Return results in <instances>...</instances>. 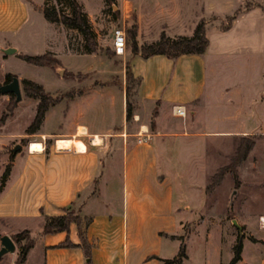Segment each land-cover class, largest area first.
I'll list each match as a JSON object with an SVG mask.
<instances>
[{
    "label": "crops",
    "instance_id": "crops-1",
    "mask_svg": "<svg viewBox=\"0 0 264 264\" xmlns=\"http://www.w3.org/2000/svg\"><path fill=\"white\" fill-rule=\"evenodd\" d=\"M28 1L36 11H40L41 0H0V68L2 49L11 47V41H21L28 34L37 33V29L32 27L34 19L30 15ZM171 1H148L150 13L147 16H135L137 38L143 34H151L153 26H156L157 35L163 32L170 38L189 36L198 19L204 18L203 14H195L192 18L188 16L187 10L191 8V5L187 4L188 0L182 4L180 2L184 0H174L176 4L170 7ZM204 2L206 6L202 5L203 11L214 13V8L218 7L221 12L212 15L213 20L207 18L204 21L207 45L203 53L183 54L176 58L164 55L142 58L138 53H125L124 49L126 60L123 88L119 96V114L105 126L98 125L96 117L89 120L87 113L96 111L102 100L107 106H112L114 98L111 93L100 89H92L87 93L82 84L85 82L84 75L68 78H63L60 74L55 75L57 80L70 79L77 82V86L70 89L74 91L73 96L63 97L58 103L50 106L39 129L28 135L24 134V129L33 118L36 100L27 98L20 92L21 98L16 102L12 113L0 123V175L4 165L9 162L6 183L0 190V233L11 236L21 230L29 231L33 245L24 261L31 259L35 262L39 260L40 264H85L86 260L79 246L55 247L64 240L65 232L42 233L43 217L61 215L65 208L73 210L79 216L90 218L85 228V237L90 245V264H147L152 259L150 257L153 256L149 254L141 256L137 261H131L127 256L128 244L134 242V236L128 232L126 222L127 201L131 192V187L127 186L128 153L131 167L129 178L131 174L132 177L134 174L135 178L140 177L137 193L141 191L153 202L156 209H164L171 202L169 188L165 176L159 172L160 165L157 160L158 151H164L168 146H174L176 150L185 147L187 157L192 158L197 155L196 149L204 138H211V145H227L233 141L238 143L240 138L252 136L253 145L236 170L242 166L241 175L244 179L251 175L264 178V0ZM246 3L249 7L238 13L226 29H221L220 25L230 15L227 13H233ZM208 31L215 39L213 43ZM68 32L75 33L65 27H45L40 31L42 36L34 40L42 47V53H48L58 60L59 53L66 58L72 57L73 62L68 64V72L85 74L86 72H80L77 63L93 53H83L67 46L62 52L55 48L52 35H66ZM157 38L158 36L153 37L146 43ZM65 40L64 45L63 41L60 43L61 46L67 45V39ZM139 45L140 42L137 47ZM17 54L24 53L17 52L16 48L11 55ZM126 64L132 77L138 80L131 96L134 107L128 121L125 120ZM251 64L257 65L255 84L242 81L239 77L241 75L229 72V67L235 72ZM16 78L19 87L21 79L35 82L34 79L19 75H16ZM44 90L51 96H54L53 93L57 95L59 91ZM7 99V95H0V113L1 103H4L5 107ZM60 102L64 103L62 110L58 112L62 116V125H59L60 120L55 111ZM174 105L184 108V116L172 113L171 107ZM27 107L30 111L26 114ZM14 115L18 119H25L21 130L16 134L7 131ZM23 134L29 139L20 144L16 150L18 152L4 154L7 143ZM146 135L148 140L136 141ZM95 136L99 139L97 143L91 140ZM58 139L70 141L69 146L58 147ZM117 151H120L122 159L121 197L117 212H109V197L113 193V188L110 187L111 179L106 182L105 186H108L104 188L108 200L103 201L104 203L98 202L101 194L100 179L104 173L108 178L111 175L110 171L104 170L101 159H107L109 154ZM204 159L201 157L200 160L206 161ZM141 162L144 164L140 166ZM178 168L180 171L181 168ZM213 173L210 172L209 175ZM130 182L133 186L132 180ZM215 188L216 186L206 191V184L197 187L204 195L211 194ZM239 189L240 185L237 191ZM251 193L252 196L243 189L238 202L237 216L239 219L242 217L240 227H243V230L238 227V231H243V239L246 235L244 227L248 225L246 210L250 202L264 203V186L255 187ZM182 206L189 212L192 209L187 203ZM169 215L165 214L163 219ZM204 219L212 221L213 216L200 214L199 219L195 221L198 223ZM252 219L256 230H264V210L254 214ZM7 221H20V227L23 228L10 232ZM27 221L35 222L32 229L25 228ZM178 223L183 226L190 222L185 219ZM157 233L173 238L172 241L176 237L162 231ZM67 236L71 243H79L75 223L69 224ZM246 237L247 240H250L249 237L253 238V244L261 242L264 245L262 238H254L251 234ZM33 249L36 250L35 257L29 258L28 253ZM259 253L251 249L245 252L241 245L240 258L235 264H248L250 260L255 261L254 264H264V254Z\"/></svg>",
    "mask_w": 264,
    "mask_h": 264
},
{
    "label": "rangeland",
    "instance_id": "rangeland-1",
    "mask_svg": "<svg viewBox=\"0 0 264 264\" xmlns=\"http://www.w3.org/2000/svg\"><path fill=\"white\" fill-rule=\"evenodd\" d=\"M77 1L81 5L83 12H86L87 14L88 23L92 31H95L96 41L101 47V50L94 52L92 55L85 56L82 61H78L77 64L80 72H86L85 74L78 72L73 73V75L76 74L75 77H82V75H84L85 82L82 84L85 86L87 93L92 89H100L103 92L107 91L112 94L114 98L112 106H107L104 103V100H102V103L97 105L96 111H89L87 113V118L89 120L96 117V123L100 126H105L113 121L114 118L117 117L116 115L119 114V96L123 88L124 60H126L125 53H130L126 29L131 27V25H135V16L137 14H140V16H147L148 13H150L149 7H147L149 5V0H113L111 4L113 5V10L116 11V16L110 11V5L104 4L103 0ZM182 3H185V0L180 2V4ZM28 4L30 15L34 19L32 27L37 29V33L33 35L28 34V36L21 41H11V48H17V52L20 53L23 52L24 54L33 55L43 52V49L38 45L37 40H34L35 38L42 36L40 31H43L45 27L50 29L54 26H64L46 21L43 18L41 10L39 12L36 11L30 1H28ZM174 4L176 3L172 0L169 5L172 7ZM187 4L191 5V8L187 10L188 16L191 18L195 14L200 16L203 14L204 18H199L198 21H206L207 18L213 20L214 17L211 16L218 15L221 12L218 7L214 8V13L207 10L203 11L202 5L203 7L206 6L204 0H188ZM42 6L51 7L56 11H62L64 13L69 12L66 3L63 0H41L39 8L41 9ZM227 14L231 15L232 13L228 12ZM221 19L222 21L224 20L223 18ZM217 20L218 18H216V21ZM117 28L123 30L125 36V53L123 55L112 54V34ZM142 29H144V27H142ZM152 30L151 34H143L140 38L135 36L136 45L138 46L139 42L141 45L150 41L153 37H157L158 33L156 31V26L155 28L153 26ZM208 32L210 41L213 43L215 39L212 37L210 31ZM75 33L68 32L66 35L56 33L52 35L55 48H58L57 50H60L61 52L66 46L67 48L71 47L75 50L80 48L81 38ZM64 37L67 39V45L65 46H63L66 41ZM62 41L63 45L61 46L60 43ZM50 56L53 57L52 55ZM55 59L58 63L54 64L52 67L45 66L44 68H38L26 63L14 55L6 54L4 56L1 52V84L3 82L4 74L9 73L15 77L16 75H19L23 78L34 79L36 83L41 84L46 90L53 92V90L57 89L59 90L57 95L69 94L72 98L74 91L70 89L77 86V82L70 79L57 80L55 75L60 74L63 78H68L69 76H66V74L70 72H68L67 68L69 67L68 64L73 62V58H66L62 53H59L60 61L57 58ZM62 65L64 67H62ZM232 70V67H229V72L231 74H239L241 75L239 77H241L240 79L242 81L255 84L254 77L256 76L257 65L251 64L247 67H241L239 71L235 72ZM128 84L130 92L132 91V96L134 83L130 80L128 81ZM66 90L70 91L60 93ZM55 94L56 93H53L54 96H56ZM6 101L8 103V99ZM130 102L133 108L132 98H130ZM63 106L64 103L60 102L55 110L57 111V118L60 120L59 125H62V116H60L58 112L62 110ZM4 110V103H1V113ZM29 111L30 109L27 107L25 113L27 114ZM15 115H17V113ZM15 115L12 117V122L9 124L7 130L14 134L21 130V126L25 121L23 117L18 119ZM21 137H16L8 142L3 153L6 155L12 153L11 149L14 145H19L20 147V144L26 143L29 139L24 136V134ZM248 137L251 138L252 136ZM210 139L211 138L207 137L202 140V144L196 149L197 155L192 156V158L187 157L188 154H186L187 150L185 147L176 150L174 146H168L164 148V151H158L157 160L160 165L158 169L159 172L165 176V182L169 188L168 192L171 196L170 204L166 206L167 208L164 207V209H156L153 202H151L148 197L146 198L141 191L140 193H137V185L139 186L138 180L140 177L135 178V174L134 177H132L131 174V177L129 178L131 167L130 155L129 153L127 154V160L129 163V183L127 186L129 188L131 187V192L127 201L128 208L126 209V222L128 232H131L134 236V242L132 244L129 243L127 247V256L128 258L130 257L131 261H137L141 256L149 254L153 257H150L152 259L147 264H162L164 260H170L176 257L179 249L182 248L184 256L181 257L180 262L170 264H230L233 256V246L237 241H240V244L243 246V251L245 252H247V249H251L255 253L260 252L262 255L264 254V245L261 242L253 244V241L247 240L248 237H246V235L251 234L254 238L264 239V230H256V226L252 219L254 214L264 210V203L260 201L250 202L249 207L246 210L248 225L244 227L246 234L244 239L242 238L244 234L243 231L241 232L242 234L238 231V227L243 230V227H240L242 217L239 219L237 216L238 202L242 195L241 191L246 189V191L249 192V195L252 196V193L250 194V192H254L255 187L259 185L264 186V178H256L254 175H251L244 179L241 175L242 166H240L238 170H236L237 166H235L234 173L228 170L222 174L218 182L214 184L213 187L216 186V188L211 194L204 195L197 189L201 184H206V186L210 185L214 179L213 176L219 171V169L224 166L228 167L231 164L230 160L236 148V141L227 145L225 143L221 145H211ZM139 146L142 147L141 145ZM16 152L18 151H15V153ZM4 154H1V156ZM162 157H164V159H162ZM201 157H204V160L206 161L200 160ZM101 162L104 166V170L110 171L111 175L108 178L104 173L103 177L100 179L99 187L101 194L98 202L104 203L105 200H108L104 188L108 186H105L106 182L111 179L110 187L113 188V193H111L109 197L111 205L108 206L109 209H107V211L117 212L121 197L120 188L122 185V159L120 151L112 152L107 159L102 158ZM143 164L144 163L141 162L140 166ZM178 167L181 168L180 171ZM176 169L177 171H175ZM210 172L214 173L209 175ZM142 174L143 172L141 175ZM130 180H132L133 186ZM5 183L6 180L3 186H5ZM239 185L240 189L237 191ZM253 198L254 197H252V199ZM184 203L191 206L192 209L190 212L184 209V206H182ZM165 214L170 215L168 218L163 219ZM200 214L204 216L212 215L213 220L210 221V219H204L197 223L195 220L199 219ZM185 219H188L190 223L179 226L178 221H185ZM192 221H194L195 225L192 224ZM34 223V221H27L25 223V228L32 229ZM7 224H9L7 225V228L10 232L16 231L18 228H23L20 227L22 226L20 225V221H7ZM157 231L165 232L168 235H175V240L172 241L171 239L173 238L164 237V235L160 236ZM17 251L18 245L15 243L14 253L11 255H3L0 258V264H16ZM35 252L36 250L34 249L31 252L29 251L28 257L34 258ZM38 262L39 260L35 262L28 259L21 264H40ZM253 262L255 263V261ZM253 262L250 260L248 261V264H254Z\"/></svg>",
    "mask_w": 264,
    "mask_h": 264
},
{
    "label": "trees",
    "instance_id": "trees-1",
    "mask_svg": "<svg viewBox=\"0 0 264 264\" xmlns=\"http://www.w3.org/2000/svg\"><path fill=\"white\" fill-rule=\"evenodd\" d=\"M68 7L69 12L64 13L62 11H56L55 9L47 6L41 7V12L43 18L52 23H57L63 25L65 28L74 30L80 37V48L77 50L83 53H94L96 51L101 50V47L98 45L96 41L95 33L92 31L86 14L83 12L81 5L77 2V0H63ZM113 0H103L104 4L110 5V11L116 16V11L113 10V5L111 4ZM249 7V4L246 3L240 7H238L230 16H227L224 20V23L220 25L221 29H226L231 20L241 11L246 10ZM128 46L130 47V52L135 54L138 53L142 58H147L152 55H164L169 58H176L177 56L183 54H201L204 52L205 47L207 45V39L205 36V22L203 20H199L194 25L192 32L189 36H176L174 38H170L166 36L163 32H160L158 38L150 43H143L139 47L136 45L135 36H136V28L135 25H131L128 29H126ZM112 54H114L112 52ZM19 59L25 61L28 64L36 65V66H50L52 67L54 64H57V60L47 53L35 54V55H27V54H17ZM66 76L73 77L76 74L67 73ZM12 77H15L12 74H5L3 77L2 83H7L11 80ZM125 120L128 121L132 114V105L130 102L131 92L128 81H132L134 83V87L137 85L138 80L133 78L128 65L126 64L125 69ZM20 87L22 93L27 97L36 100L35 111L33 118L28 123V125L24 129V134H32L35 133L41 124L42 118L46 112V110L58 103L63 97H70L69 94L64 95H56L51 96L48 94L44 88L31 80L21 79ZM134 89V88H133ZM132 89V90H133ZM8 103L5 106V110L0 115V123H2L6 116L12 112L16 105V101L14 99V95L9 93ZM253 142L251 138L244 137L240 138L239 142L236 144V148L234 154L230 160V165L228 167H222L219 171L213 176V181L210 185L206 186V191L212 189L214 184L218 182L220 177L225 171L230 170L234 173L235 166L242 161L250 148L252 147ZM9 171V164L7 163L0 175V189L3 187L4 182L7 178ZM234 175V174H233ZM90 218L79 216L74 213L71 209H64L63 214L56 216H44L43 224H42V233H56V232H65V238L62 242L55 245V247H75L79 246L82 250L83 256L86 260L85 264H90V245L87 242L85 237V228L89 223ZM70 223H75L77 228V236L79 239L78 244H73L69 241L67 232ZM12 241L18 245L16 264H21L24 262L26 254L28 250L33 245V240L30 237L28 230H21L15 234L10 236ZM251 241H254L253 238L249 237ZM241 250L240 241H237L233 246V256L230 261V264H233L239 260V254ZM184 256L182 248L179 249V252L176 257L170 260H164L162 264H170L174 262H180L181 257Z\"/></svg>",
    "mask_w": 264,
    "mask_h": 264
},
{
    "label": "water",
    "instance_id": "water-1",
    "mask_svg": "<svg viewBox=\"0 0 264 264\" xmlns=\"http://www.w3.org/2000/svg\"><path fill=\"white\" fill-rule=\"evenodd\" d=\"M3 54H12L15 52V49L7 47L1 50ZM21 89L16 77H12L11 80L7 83L0 84V95H7L9 93L14 95L15 101H19L21 98ZM19 145H14L11 151L14 153ZM15 251V243L12 241L10 236L6 234L0 235V258L6 254H13ZM13 264V263H12Z\"/></svg>",
    "mask_w": 264,
    "mask_h": 264
},
{
    "label": "built area",
    "instance_id": "built-area-1",
    "mask_svg": "<svg viewBox=\"0 0 264 264\" xmlns=\"http://www.w3.org/2000/svg\"><path fill=\"white\" fill-rule=\"evenodd\" d=\"M111 49L112 52L115 55H122L125 49V36H124V32L121 29H115L113 31L112 34V41H111ZM171 111L174 115L177 116H184V108L180 105H174L171 107ZM149 137L146 136H142V138H137L136 141L140 142L142 140H148ZM91 140H93V138H91ZM91 143V141H89Z\"/></svg>",
    "mask_w": 264,
    "mask_h": 264
},
{
    "label": "bare ground",
    "instance_id": "bare-ground-1",
    "mask_svg": "<svg viewBox=\"0 0 264 264\" xmlns=\"http://www.w3.org/2000/svg\"><path fill=\"white\" fill-rule=\"evenodd\" d=\"M93 141L95 143H97L99 141V139L95 136V137H93ZM69 144H70V141H68V140L58 139V141H57L58 147H67V146H69Z\"/></svg>",
    "mask_w": 264,
    "mask_h": 264
}]
</instances>
